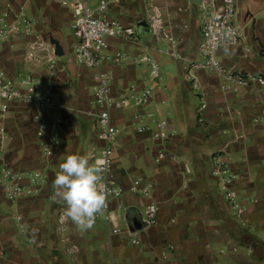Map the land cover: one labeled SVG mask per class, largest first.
Segmentation results:
<instances>
[{"label": "crops", "instance_id": "obj_1", "mask_svg": "<svg viewBox=\"0 0 264 264\" xmlns=\"http://www.w3.org/2000/svg\"><path fill=\"white\" fill-rule=\"evenodd\" d=\"M238 5L239 22L245 6L261 10L243 27L242 43L222 48L219 58L230 72L264 77L262 0H238ZM5 11L11 21L25 16L34 34L11 39L0 50V67L14 79L33 73L51 80L65 127L57 155L47 159L37 138L36 111L26 103L12 107L7 119L9 139L0 150V264H264V87L255 83L224 94L221 79L192 68V63L200 60L201 27L207 16L203 4L128 0L115 9L124 25L137 27L138 21L145 20L150 29L151 16L158 14L180 55L174 59L160 52L167 42L143 36L151 31L138 30L136 44L109 40V60L104 68L112 78L115 99L148 81V66L139 64L143 56H152L161 68L166 66L167 57L177 65L165 85L158 82L147 111L154 109L169 119L174 136L168 148L179 156L178 162H156L149 135L136 132L132 112L114 115L120 129L114 176L126 189L121 198L111 202L119 234H112L100 217L91 230L80 232L70 220L61 219L66 206L52 199V181L64 158L87 154L102 144L93 138V124L100 111L94 100L96 71L75 63L74 36L64 40L67 31H72L71 14L51 0H0V15ZM48 34L57 36L67 52L59 60L56 57L52 74L46 64L27 58L30 42L45 43L53 50ZM203 99L207 109L199 112ZM215 156L231 163L238 176L232 189L243 210L239 216L224 201L220 182L212 175ZM5 163L25 177L41 171L47 182L36 194H28L32 186L26 180L24 199L13 205L3 188L1 170ZM138 177L154 182L151 198L128 190ZM150 203L159 207L157 223L131 232L126 217L141 216ZM15 215L23 217V224L13 219Z\"/></svg>", "mask_w": 264, "mask_h": 264}, {"label": "built area", "instance_id": "obj_2", "mask_svg": "<svg viewBox=\"0 0 264 264\" xmlns=\"http://www.w3.org/2000/svg\"><path fill=\"white\" fill-rule=\"evenodd\" d=\"M67 9L71 14V28L75 42L73 43V58L75 63L83 68L95 70L96 88L94 100L100 109L93 124V138L102 143L95 151L87 155L90 162L106 167L104 173V186L108 194V208L104 219L110 227L112 234L121 232L117 218L113 215L111 202L121 198L126 189L117 183L114 176L115 146L120 129L114 122L116 112H132V122L136 125V132L148 134L150 140L156 145L155 160L178 162L179 156L168 148L174 131L168 120L160 117L158 112L147 111L156 95L158 82L162 80L161 65L152 56H143L139 64H146L149 68V79L142 85L132 87L129 94L119 99L113 97L110 73L104 68L109 60V40L114 38L127 43H138L139 32L136 26L123 24L121 15L115 12L123 2L128 0H51ZM92 4H97L92 8ZM264 6V0H262ZM203 9L206 19L201 27V41L198 52L200 60L192 63L197 68L215 75L221 79V90L224 94L238 92L255 83L264 87V77L241 72H230L219 58L222 48L234 47L244 39L243 27L240 26V9L238 0H204ZM34 34L32 23L21 16L11 21L10 13L5 11L0 15V50L18 36L30 37ZM151 34L158 40L167 42V46L160 52L179 59L177 43L164 29L162 19L158 14L151 16ZM27 58L37 64H46L47 72L54 73L57 62L50 45L42 42H30ZM116 61H119L116 58ZM193 81L196 78L189 74ZM26 103L36 111L37 138L43 156L53 159L62 144V133L65 127L60 113L61 106L57 102L54 86L51 80L36 77L33 73L23 78L14 79L8 76L5 69L0 67V150L9 139L7 119L14 104ZM206 100H202L199 112L207 109ZM188 174L190 170L186 168ZM212 175L220 182L223 199L228 207L241 215V203L238 194L232 189V184L238 176L233 166L221 156H215L212 161ZM3 188L6 198L17 205L24 199L27 191L25 181L28 180L32 189L28 194H36L37 188L47 182V175L35 171L29 177L13 170L8 163L1 170ZM155 185L151 179L136 178L130 185L132 194L151 198ZM159 207L150 203L141 214L147 227L157 223ZM19 224H23V217H13ZM23 231L26 229L21 226ZM136 244L138 242H135Z\"/></svg>", "mask_w": 264, "mask_h": 264}, {"label": "clouds", "instance_id": "obj_3", "mask_svg": "<svg viewBox=\"0 0 264 264\" xmlns=\"http://www.w3.org/2000/svg\"><path fill=\"white\" fill-rule=\"evenodd\" d=\"M106 167L92 163L87 154L67 155L52 181L53 201L66 207L61 219L70 220L80 232L91 230L108 208L103 183Z\"/></svg>", "mask_w": 264, "mask_h": 264}, {"label": "water", "instance_id": "obj_4", "mask_svg": "<svg viewBox=\"0 0 264 264\" xmlns=\"http://www.w3.org/2000/svg\"><path fill=\"white\" fill-rule=\"evenodd\" d=\"M191 3L203 4V0H189ZM261 10L258 6H245L241 13L240 26L244 27L259 11ZM137 29L143 33H149L151 31L149 25L145 20L137 22ZM49 35V43L53 46V54L55 57L61 58L66 56V48L63 42L55 35ZM131 232H138L146 227L142 217L139 214L128 215L126 217Z\"/></svg>", "mask_w": 264, "mask_h": 264}, {"label": "rangeland", "instance_id": "obj_5", "mask_svg": "<svg viewBox=\"0 0 264 264\" xmlns=\"http://www.w3.org/2000/svg\"><path fill=\"white\" fill-rule=\"evenodd\" d=\"M97 4H92V8L96 7ZM204 13L206 14V11H204ZM144 37L148 36L150 37L151 36V40H152V34H147V35H143ZM68 37H73V31H67V34L65 35V38L64 40L67 41ZM69 48V44L67 43V49ZM69 51V50H68ZM60 58H58L57 60H59ZM170 59V58H169ZM168 59V57L166 58V61H167V64L166 66H164L163 68H161V77H162V80H161V84L162 85H165L166 82H168L169 78L171 75H174V73L177 71V65L176 64H173V63H176V62H170V60ZM162 67V65H161ZM152 112H155L154 109H151ZM164 119L168 120L169 119L167 117H165ZM150 141V140H149ZM150 144V152L153 153V150L156 148V145L150 141L149 142ZM102 220H105L104 217H100ZM105 222V221H104Z\"/></svg>", "mask_w": 264, "mask_h": 264}]
</instances>
